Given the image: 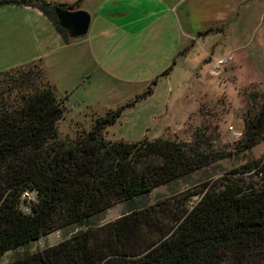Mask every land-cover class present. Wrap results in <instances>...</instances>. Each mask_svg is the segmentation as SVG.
<instances>
[{
	"label": "trees",
	"instance_id": "16d2710c",
	"mask_svg": "<svg viewBox=\"0 0 264 264\" xmlns=\"http://www.w3.org/2000/svg\"><path fill=\"white\" fill-rule=\"evenodd\" d=\"M38 9L63 42L54 7L44 0H1ZM214 31L209 29L205 33ZM175 63V62H173ZM26 71H22L23 68ZM20 71L0 90V257L55 231L78 225L83 231L46 250L10 264H264V161L253 160L231 177L207 182L192 192V208L181 202H145L155 189L174 183L231 155L214 149L211 132L196 131L192 142L169 139L134 143L109 141L106 129L144 93L92 121L89 131L62 140L58 122L67 98L58 96L40 61L1 72ZM250 96L234 155L264 142V102ZM33 200L22 201L23 194ZM123 216L96 231L95 216L116 205Z\"/></svg>",
	"mask_w": 264,
	"mask_h": 264
},
{
	"label": "rangeland",
	"instance_id": "374dc122",
	"mask_svg": "<svg viewBox=\"0 0 264 264\" xmlns=\"http://www.w3.org/2000/svg\"><path fill=\"white\" fill-rule=\"evenodd\" d=\"M103 2V0H81L77 4V11H84L92 17L94 10L102 9ZM187 7V4L184 5V8ZM184 28L189 40L187 45L198 39V32L205 35L209 30L203 31L198 25V19L187 20ZM92 32L91 28L86 36L71 39L68 44L83 43L88 39L87 37L92 36ZM257 33L256 37L262 41L261 49H264V21L257 27ZM206 44L208 47L207 42ZM109 46L110 50L115 52L118 49L115 44ZM74 50L75 48H72L55 53L47 58L48 61H54L63 57L60 63H70L72 57L74 62L68 69L73 68V70L62 76V81L63 84L69 80L79 84L65 101L66 112L57 125L60 139L74 140L78 134L89 131L95 117L104 116L106 112L116 110L132 101L136 96L144 93L156 77L171 67L168 76L159 78L151 95L126 108L119 121L106 129V139L112 142L134 143L163 138L190 143L197 130L204 132L208 128L206 133H213L210 140L214 149L231 155L174 183L155 189L145 199L148 205L168 200L174 203L181 202L192 208L199 197L195 195L188 198V196L205 183L231 177L233 171L248 161H264V142L248 152L234 155V146L244 127V114L247 108L252 107L251 94L258 95L255 105L264 102V53H262V61L255 60L254 63H248L254 71L250 72L249 81L242 82L243 77L237 74L236 64L229 61H224L223 66L218 67L223 71L218 75L210 69L202 72L200 69L202 66L194 69V65L190 67L187 63H180V56L174 53L175 63L173 60L169 63H143L144 69L140 67L133 69L131 73L116 75V72L108 69L106 72L100 70L89 54L78 59L77 53H71ZM8 56L9 52H0L1 59ZM254 57L256 58L255 54ZM26 70L25 67L22 69V71ZM56 71H59V75L63 74L60 70ZM19 75L20 71L15 70L0 74V90L6 91L8 81L16 79ZM125 212V205H116L92 218L89 227L96 231L101 230L123 216ZM84 229L85 227L74 225L55 231L35 243L6 253L0 257V264H10L28 254L56 246Z\"/></svg>",
	"mask_w": 264,
	"mask_h": 264
},
{
	"label": "crops",
	"instance_id": "0c3cea01",
	"mask_svg": "<svg viewBox=\"0 0 264 264\" xmlns=\"http://www.w3.org/2000/svg\"><path fill=\"white\" fill-rule=\"evenodd\" d=\"M44 1L68 6L81 0ZM103 1L102 9L94 10L90 16L88 32L92 28V36L75 45L65 44L38 9L15 4L0 6V52H9L7 58H0V73L40 61L58 96L68 98L79 85L62 81V76L73 70L68 69L73 58L70 63H60L63 57L54 61L47 58L72 48L75 50L71 53H77L78 59L89 54L100 70L108 69L116 75L144 69L143 63L175 62L173 56L178 53L180 63L194 65V69L202 66V72L210 69L218 75L223 72L219 61L235 63L243 82L249 81L254 71L248 63L263 60L262 41L256 34L264 21V0ZM186 4L188 7L184 8ZM190 19H198L203 31H214L210 35L198 32V39L187 45L184 26ZM109 44L118 47L116 52L110 50Z\"/></svg>",
	"mask_w": 264,
	"mask_h": 264
},
{
	"label": "water",
	"instance_id": "95a60500",
	"mask_svg": "<svg viewBox=\"0 0 264 264\" xmlns=\"http://www.w3.org/2000/svg\"><path fill=\"white\" fill-rule=\"evenodd\" d=\"M54 14L59 27L66 30L71 39L87 35L90 26V16L84 11H69L54 7Z\"/></svg>",
	"mask_w": 264,
	"mask_h": 264
},
{
	"label": "built area",
	"instance_id": "2783aa9c",
	"mask_svg": "<svg viewBox=\"0 0 264 264\" xmlns=\"http://www.w3.org/2000/svg\"><path fill=\"white\" fill-rule=\"evenodd\" d=\"M217 64L220 65V64H222V62L219 61ZM32 200H33V195L28 194V193L23 194L22 201L29 202V201H32Z\"/></svg>",
	"mask_w": 264,
	"mask_h": 264
}]
</instances>
